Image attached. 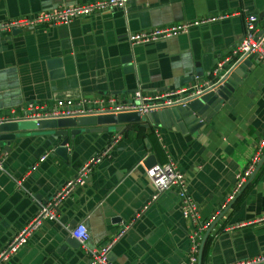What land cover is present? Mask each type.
Instances as JSON below:
<instances>
[{"label": "crops", "instance_id": "0c3cea01", "mask_svg": "<svg viewBox=\"0 0 264 264\" xmlns=\"http://www.w3.org/2000/svg\"><path fill=\"white\" fill-rule=\"evenodd\" d=\"M89 1L0 0V21ZM122 12L0 37V115L28 104L51 106L57 99L111 95L127 100L138 88L150 96L189 87L191 75L211 72L231 54L243 37L245 15L257 16V32L264 25V0H129ZM219 13L230 16L149 43L127 40L131 32ZM128 54L132 72L124 71ZM164 125L129 123L119 131L109 125L100 133L81 132L68 144L67 160L54 152L55 138L50 144L48 137L30 135L10 142L5 151L0 148L1 252L40 203L59 195L89 158L113 145L87 181L57 203V219H44L6 264H88L89 253L104 248L111 264H188L193 226L182 218L174 191L152 200L146 159L153 155L157 164L173 162L185 175L199 221L211 219L263 132V64L252 62L242 84L203 130L182 132ZM221 214L199 235V264H229L264 252V222H252L264 214V155ZM74 221L89 232L84 245L67 241ZM240 223L248 224L233 228Z\"/></svg>", "mask_w": 264, "mask_h": 264}, {"label": "built area", "instance_id": "2783aa9c", "mask_svg": "<svg viewBox=\"0 0 264 264\" xmlns=\"http://www.w3.org/2000/svg\"><path fill=\"white\" fill-rule=\"evenodd\" d=\"M129 0H93L89 2L74 3L70 5H58L50 10L37 12L28 16L9 18L0 21V37L13 31H26L40 25L54 27L65 25L77 18L88 17L91 15L101 14L111 10H126ZM230 15L219 13L208 15L193 21H181L172 24H166L153 27L143 31L131 32L127 36L130 45L144 44L158 39L177 36L188 33L192 28L205 25L217 20H223ZM257 16L245 15V31L241 40L233 47L231 54L218 61L210 75L217 77L225 65L230 62H236L248 55H256L257 59L264 67V25L260 32L256 29ZM202 82L190 85L186 88H179L158 92L153 95H146L140 88L136 89L127 100H118L116 97L97 96L92 98L80 97L74 99H57L51 106H45L40 103L28 104L19 109L13 108L6 114L0 115V123L14 120H43L58 118H77L88 115L118 114L125 112H138L145 115L163 107H171L179 104L185 97L195 95L201 92ZM195 88V89H194ZM193 89V91H191ZM110 143L107 148L93 157L89 158L79 169L77 177L69 181L58 200H60L75 185H82L90 174L93 167L100 162L101 158L107 156L112 149ZM48 154L41 157V160L47 158ZM264 155V129L258 141L254 155L247 167L237 175L234 189L225 197L220 207L207 222L199 221V213L194 201L188 192V183L184 173L179 171L173 162L163 164H154L146 170V175L154 188L152 200H155L161 193L174 191L179 199L180 213L183 219L187 220L193 229L190 233L192 243L191 251L188 256V264H199V235L208 228L211 222L220 213L227 210L230 203L239 193L247 177L251 176L260 164ZM0 170H4L3 157L0 155ZM20 186V181H17ZM58 201H50L41 206L37 214L24 225L8 245L0 252V264H6L12 255L16 254L25 246L35 230L41 225L44 219L56 220ZM221 214V215H222ZM252 222H264V214ZM248 223L234 225L233 228L242 227ZM70 236L76 239L80 245H84L89 239V232L84 224L79 223L70 232ZM104 248L98 253L92 255L91 264H111L106 260ZM229 264H264V252L248 258L238 259Z\"/></svg>", "mask_w": 264, "mask_h": 264}, {"label": "water", "instance_id": "95a60500", "mask_svg": "<svg viewBox=\"0 0 264 264\" xmlns=\"http://www.w3.org/2000/svg\"><path fill=\"white\" fill-rule=\"evenodd\" d=\"M118 11H124L115 9ZM113 11V10H111ZM123 14V12H122ZM257 25V23H256ZM21 31H13L19 33ZM130 55H126L124 63H126L124 71L132 72L134 66ZM257 61L256 55H248L236 62H230L225 65L223 70L217 77L210 75L211 72L203 73L200 71L195 72L187 82L197 84L202 82L201 92L195 95L185 97L179 104L171 107H163L158 110L152 111L145 115H140L138 112H125L118 114H102V115H88L80 116L77 118H58V119H43L38 121L33 120H14L0 123V148L3 151L7 149L10 142L15 141L17 138L38 135L40 137L55 138L54 152L60 155L63 159L67 160L70 156L68 154V144H73V140L81 132L84 133H100L106 130L109 125H115L116 131L122 128V125L129 123H142L148 127L149 124H156L163 126L162 118L167 120V127H174L179 131L195 133L203 130L216 113L222 108L223 104L229 100L236 89L242 84L249 73L251 64ZM195 89V88H194ZM193 91V89H191ZM72 128L67 130L65 128ZM149 161L151 167L157 163L153 155H149L146 159ZM77 175L74 178H76ZM87 181V180H86ZM85 181V182H86ZM62 194L54 193L53 197L47 199L41 206L46 205L50 201L58 200ZM38 200H41L38 198ZM37 211V212H38ZM79 223L74 221L68 227L71 231ZM71 245L79 246V242L70 238L67 240ZM91 259L88 264L92 262V254L89 253Z\"/></svg>", "mask_w": 264, "mask_h": 264}, {"label": "trees", "instance_id": "16d2710c", "mask_svg": "<svg viewBox=\"0 0 264 264\" xmlns=\"http://www.w3.org/2000/svg\"><path fill=\"white\" fill-rule=\"evenodd\" d=\"M135 127H138L139 130H142V127L139 124H135Z\"/></svg>", "mask_w": 264, "mask_h": 264}]
</instances>
